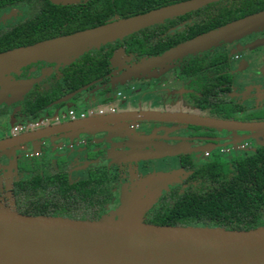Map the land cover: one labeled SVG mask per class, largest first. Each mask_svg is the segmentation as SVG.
I'll list each match as a JSON object with an SVG mask.
<instances>
[{"label":"flooded vegetation","instance_id":"obj_1","mask_svg":"<svg viewBox=\"0 0 264 264\" xmlns=\"http://www.w3.org/2000/svg\"><path fill=\"white\" fill-rule=\"evenodd\" d=\"M179 2L183 1L168 5ZM218 3L228 7L239 4L238 0H219L159 24L177 31L193 19L179 21L181 17ZM15 21L10 18L0 26ZM123 39L110 43L116 47L104 78L74 91L64 81L66 66L45 62L10 74L14 83H32L27 91L1 92L0 87V130L8 129L0 132V144H4L0 149V208L34 216L97 221L92 217L114 214L124 194L143 178L177 175L161 190L158 202L173 191L186 189L196 167L215 159L231 167L235 159L264 147V130H218L161 120L113 121L132 113H160L244 124L264 122V116H257L264 113V28L238 41L174 60L165 69L152 68L148 72L155 76L150 79L142 73L132 77L128 72L154 56L126 51ZM223 55L225 60H221ZM52 83L60 85L61 97L37 117L25 113L29 95L37 87ZM69 111L75 115L70 117ZM55 174L64 176L69 197L45 185ZM100 176L106 181L108 202L101 210H89L88 218L74 213L70 197L80 192L81 184L90 183L82 188L97 187L98 181L92 178L99 180ZM37 179L40 182L35 185ZM55 200L68 203L63 207L55 205ZM38 201L58 209L35 214L31 207ZM149 213H144V222L159 225L151 222Z\"/></svg>","mask_w":264,"mask_h":264},{"label":"water","instance_id":"obj_2","mask_svg":"<svg viewBox=\"0 0 264 264\" xmlns=\"http://www.w3.org/2000/svg\"><path fill=\"white\" fill-rule=\"evenodd\" d=\"M216 1L186 0L2 52L1 92L28 90L32 83H14L9 78L23 67L37 62L67 66L91 50ZM263 28L264 10L199 35L160 56L143 59L129 71L136 75L152 68L162 70L174 60L238 41ZM133 120L174 121L218 130H264V122L244 124L192 115L132 113L113 119ZM176 177L158 174L143 178L124 194L114 214L97 221L34 216L0 208V264H264V227L236 231L145 223L144 213L152 203L148 205L143 196L160 194Z\"/></svg>","mask_w":264,"mask_h":264},{"label":"trees","instance_id":"obj_3","mask_svg":"<svg viewBox=\"0 0 264 264\" xmlns=\"http://www.w3.org/2000/svg\"><path fill=\"white\" fill-rule=\"evenodd\" d=\"M184 0H85L83 3L55 4L50 0H0V15L15 11V22L0 26V53L28 46L48 39L73 34L113 21L116 18L142 14L170 3ZM224 2V1H223ZM239 4L222 6L212 4L202 10L181 17L179 21L193 18L179 30L169 31L164 24L152 25L124 37L126 51L149 53L154 57L199 35L215 30L231 22L258 13L264 9V0H238ZM216 8V9H215ZM107 44L91 50L63 71L64 81L71 91L95 79L104 78L108 60L116 46ZM221 60H225L223 55ZM61 97V87L52 83L45 88L37 87L26 99L24 111L37 117L50 103ZM97 187L82 188L73 194V212L89 217V210L102 209L108 202L109 193L104 177ZM39 180L35 185L39 184ZM53 192L69 197V188L63 175L48 177L45 183ZM36 187V186H35ZM77 190V188H72ZM158 200V199H157ZM150 205L151 222L162 226L222 227L230 230H250L264 226V147L250 155L234 160L231 167L218 160L196 167L192 183L180 193L173 191ZM46 203V204H45ZM34 202L31 211L49 214L60 203ZM60 206L59 208L63 209ZM60 209V210H61ZM92 219L99 220V216ZM101 219V218H100Z\"/></svg>","mask_w":264,"mask_h":264},{"label":"rangeland","instance_id":"obj_4","mask_svg":"<svg viewBox=\"0 0 264 264\" xmlns=\"http://www.w3.org/2000/svg\"><path fill=\"white\" fill-rule=\"evenodd\" d=\"M57 1H59V2H82V1H85V0H57ZM5 14H7L6 16H1L0 15V23H7V21H9V19L10 18H13V19H16L17 18V14L15 13V11H9V13H5ZM141 71V70H140ZM139 71V72H140ZM140 73H142V74H144L145 75V77H146V79H150L151 77H153V76H155V74H153V73H151V72H148V71H141ZM128 74L130 75V76H134V77H138V74H136V75H133L132 74V71H129L128 72ZM260 115H262V116H260ZM260 115H257V116H259V117H263L264 116V113H262V114H260ZM256 116V117H257ZM8 131V129L7 128H5V130L4 129H2V130H0V132L1 133H3V132H7ZM155 166H156V164H155ZM150 167V166H149ZM147 194V193H146ZM150 194H147V195H144L143 196V199L145 200V201H147L148 202V205H150L151 203H154L157 199H158V197L160 196V194H158V195H151V196H149Z\"/></svg>","mask_w":264,"mask_h":264},{"label":"built area","instance_id":"obj_5","mask_svg":"<svg viewBox=\"0 0 264 264\" xmlns=\"http://www.w3.org/2000/svg\"><path fill=\"white\" fill-rule=\"evenodd\" d=\"M75 115V113L73 111H69V116L73 117Z\"/></svg>","mask_w":264,"mask_h":264}]
</instances>
